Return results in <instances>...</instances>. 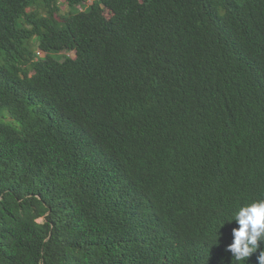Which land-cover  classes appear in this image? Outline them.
<instances>
[{"label": "trees", "instance_id": "16d2710c", "mask_svg": "<svg viewBox=\"0 0 264 264\" xmlns=\"http://www.w3.org/2000/svg\"><path fill=\"white\" fill-rule=\"evenodd\" d=\"M262 199L264 0H0V264H259Z\"/></svg>", "mask_w": 264, "mask_h": 264}, {"label": "clouds", "instance_id": "9594fccd", "mask_svg": "<svg viewBox=\"0 0 264 264\" xmlns=\"http://www.w3.org/2000/svg\"><path fill=\"white\" fill-rule=\"evenodd\" d=\"M233 221L238 227L232 228L234 239L227 246V251L234 254L236 261H244L257 250L258 241H264V199L241 207ZM258 259L259 264H264V251Z\"/></svg>", "mask_w": 264, "mask_h": 264}, {"label": "rangeland", "instance_id": "374dc122", "mask_svg": "<svg viewBox=\"0 0 264 264\" xmlns=\"http://www.w3.org/2000/svg\"><path fill=\"white\" fill-rule=\"evenodd\" d=\"M87 6H79V9H85ZM68 5L67 4H65V3H62V10H63V12H65V11H68ZM37 50H39L38 49V47H37ZM38 52H41V50H39ZM69 55H71V56H75V54L73 53V52H71V53H68ZM42 55H43V52H42Z\"/></svg>", "mask_w": 264, "mask_h": 264}, {"label": "built area", "instance_id": "2783aa9c", "mask_svg": "<svg viewBox=\"0 0 264 264\" xmlns=\"http://www.w3.org/2000/svg\"><path fill=\"white\" fill-rule=\"evenodd\" d=\"M40 54H42V52H40Z\"/></svg>", "mask_w": 264, "mask_h": 264}]
</instances>
